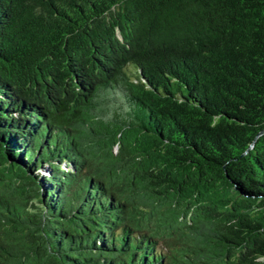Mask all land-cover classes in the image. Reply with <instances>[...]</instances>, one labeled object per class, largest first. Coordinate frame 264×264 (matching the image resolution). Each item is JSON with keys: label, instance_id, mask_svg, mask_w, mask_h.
<instances>
[{"label": "trees", "instance_id": "1", "mask_svg": "<svg viewBox=\"0 0 264 264\" xmlns=\"http://www.w3.org/2000/svg\"><path fill=\"white\" fill-rule=\"evenodd\" d=\"M75 144L217 264H264V0H0L2 226L34 263L167 264L118 193L62 169Z\"/></svg>", "mask_w": 264, "mask_h": 264}, {"label": "rangeland", "instance_id": "2", "mask_svg": "<svg viewBox=\"0 0 264 264\" xmlns=\"http://www.w3.org/2000/svg\"><path fill=\"white\" fill-rule=\"evenodd\" d=\"M73 134L75 137L78 135L77 132ZM77 140L83 142L81 139L77 138ZM115 149L114 147L113 151ZM70 150L71 152H69ZM66 151L69 159H74V162L72 166H65L67 168L62 169L70 171V175L76 179L81 180L87 177L101 179L106 184L108 191L112 190L118 193L119 202L127 205L125 218L129 221L132 229L155 238L157 247L163 251L167 264H217L210 253L211 243L206 241L208 238L205 235H201L200 226L188 222L186 218L178 223L167 211L152 205L143 196L142 191L128 190L124 185L123 173L119 169L118 163L95 149H84L79 146L76 148V144ZM5 201L8 204L19 205L16 196L6 187L0 188V202ZM33 205L35 204L29 205L27 202L25 206L30 208ZM0 213V243L7 252L0 251V253L10 259L12 264H40V261L34 263L32 260L37 255L28 251L21 244L18 239L21 233L10 231L6 226H2V224H9L4 218L8 215L1 209Z\"/></svg>", "mask_w": 264, "mask_h": 264}]
</instances>
